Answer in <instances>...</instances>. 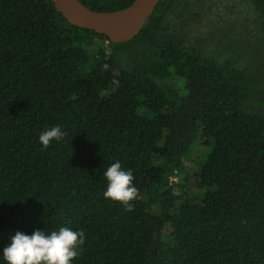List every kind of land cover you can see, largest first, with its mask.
Segmentation results:
<instances>
[{
    "label": "trees",
    "instance_id": "obj_1",
    "mask_svg": "<svg viewBox=\"0 0 264 264\" xmlns=\"http://www.w3.org/2000/svg\"><path fill=\"white\" fill-rule=\"evenodd\" d=\"M209 2L159 0L110 43L51 0H0V248L68 226L85 237L71 264H264V0H228L226 18ZM54 125L65 135L43 147ZM197 138L209 190L179 202L170 179ZM117 160L130 210L103 195Z\"/></svg>",
    "mask_w": 264,
    "mask_h": 264
},
{
    "label": "clouds",
    "instance_id": "obj_2",
    "mask_svg": "<svg viewBox=\"0 0 264 264\" xmlns=\"http://www.w3.org/2000/svg\"><path fill=\"white\" fill-rule=\"evenodd\" d=\"M65 135L60 125L43 129L38 140L47 147L50 140H59ZM106 178L104 197L121 202L131 209L137 188L133 183L131 169H124L119 160L112 162L103 172ZM84 233L68 226L45 232L33 229L31 233L16 231L8 237V242L0 248V257L6 264H71L78 255L76 246L84 241Z\"/></svg>",
    "mask_w": 264,
    "mask_h": 264
},
{
    "label": "water",
    "instance_id": "obj_3",
    "mask_svg": "<svg viewBox=\"0 0 264 264\" xmlns=\"http://www.w3.org/2000/svg\"><path fill=\"white\" fill-rule=\"evenodd\" d=\"M159 0H133L112 11H95L79 0H51L55 9L71 25L105 36L110 43L133 38Z\"/></svg>",
    "mask_w": 264,
    "mask_h": 264
},
{
    "label": "rangeland",
    "instance_id": "obj_4",
    "mask_svg": "<svg viewBox=\"0 0 264 264\" xmlns=\"http://www.w3.org/2000/svg\"><path fill=\"white\" fill-rule=\"evenodd\" d=\"M210 149V145H203V142L197 138L183 157L176 175L171 177L173 192L178 197L179 202H183L187 196L200 200L204 192L209 190L197 186L196 174L204 160L205 154ZM162 238L177 241L179 235L167 225L162 232Z\"/></svg>",
    "mask_w": 264,
    "mask_h": 264
},
{
    "label": "flooded vegetation",
    "instance_id": "obj_5",
    "mask_svg": "<svg viewBox=\"0 0 264 264\" xmlns=\"http://www.w3.org/2000/svg\"><path fill=\"white\" fill-rule=\"evenodd\" d=\"M210 2L206 5L207 8H213L215 10V14L217 17L226 18L225 14L223 13L225 9H228L231 2L228 0H209ZM245 8V4H243L242 8L238 10V13H241ZM228 19V16H227Z\"/></svg>",
    "mask_w": 264,
    "mask_h": 264
}]
</instances>
